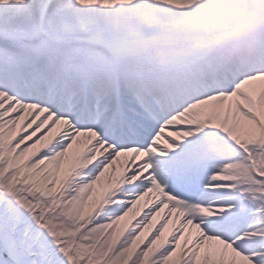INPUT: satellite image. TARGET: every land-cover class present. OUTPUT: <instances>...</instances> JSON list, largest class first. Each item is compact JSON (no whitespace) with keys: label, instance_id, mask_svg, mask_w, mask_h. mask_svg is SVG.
Returning a JSON list of instances; mask_svg holds the SVG:
<instances>
[{"label":"snow or ice","instance_id":"6c2138e0","mask_svg":"<svg viewBox=\"0 0 264 264\" xmlns=\"http://www.w3.org/2000/svg\"><path fill=\"white\" fill-rule=\"evenodd\" d=\"M0 264H264V0H0Z\"/></svg>","mask_w":264,"mask_h":264},{"label":"bare ground","instance_id":"6f19581e","mask_svg":"<svg viewBox=\"0 0 264 264\" xmlns=\"http://www.w3.org/2000/svg\"><path fill=\"white\" fill-rule=\"evenodd\" d=\"M87 11L91 12L93 15H102L101 10L98 9V8L89 9V10H87ZM106 14H107V12H104V13H103V15H106ZM108 15H111V13H108Z\"/></svg>","mask_w":264,"mask_h":264},{"label":"rangeland","instance_id":"374dc122","mask_svg":"<svg viewBox=\"0 0 264 264\" xmlns=\"http://www.w3.org/2000/svg\"><path fill=\"white\" fill-rule=\"evenodd\" d=\"M102 15H103V13H102ZM106 15H108V12H107V14Z\"/></svg>","mask_w":264,"mask_h":264}]
</instances>
